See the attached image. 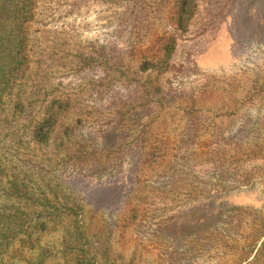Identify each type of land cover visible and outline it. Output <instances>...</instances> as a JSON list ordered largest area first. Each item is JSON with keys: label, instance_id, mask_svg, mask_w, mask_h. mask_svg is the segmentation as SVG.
Wrapping results in <instances>:
<instances>
[{"label": "rangeland", "instance_id": "obj_1", "mask_svg": "<svg viewBox=\"0 0 264 264\" xmlns=\"http://www.w3.org/2000/svg\"><path fill=\"white\" fill-rule=\"evenodd\" d=\"M143 1L151 8L138 16L151 29L137 41L130 20L138 0H0V203L12 228L3 264L73 263L52 222L56 196L81 205L94 227L92 256L107 249L93 256L103 264H235L239 257H217L218 243L264 230V94L256 90L264 88V0H197L182 28L190 38L175 43L167 64L141 53L154 54L174 12L165 6L176 0ZM114 62L117 79L129 67L124 75H149L157 93L167 82L176 97L167 106L199 101L195 152L184 154L198 157L182 179L141 175L114 153L145 138L116 101L126 92L105 77ZM188 110L159 111L152 127L180 144L192 129ZM104 134L111 150L72 156L82 142L99 149ZM236 142L243 152L232 151Z\"/></svg>", "mask_w": 264, "mask_h": 264}, {"label": "trees", "instance_id": "obj_2", "mask_svg": "<svg viewBox=\"0 0 264 264\" xmlns=\"http://www.w3.org/2000/svg\"><path fill=\"white\" fill-rule=\"evenodd\" d=\"M139 3H135L133 7H136V19H132L131 26L135 29L134 37L137 41L141 40L138 36L142 38V32H144L145 28L151 29L150 27V19L148 16H138V13L146 12V9H150L151 7L147 4L146 1L138 0ZM143 1V2H141ZM227 2L230 0H226ZM157 6H162L160 2H154ZM197 0H176V3L173 5L165 6L167 10L174 11L171 14V17L166 20L165 25L162 28V33L160 36L155 37L154 45L156 50H154V54L150 51L146 53L142 52L141 60L144 62L158 61L164 62L168 60V54L171 50L174 49V45L177 41H182L190 38L188 31H183L182 28L188 24H190L189 20L186 17V13L192 8H197ZM148 7V8H147ZM216 7V6H215ZM165 9V10H166ZM201 14H198V19H201ZM153 19V18H152ZM159 19L152 21L159 22ZM196 35H200L197 33ZM163 52V55L161 54ZM148 54V55H146ZM17 58V57H16ZM18 60V59H17ZM167 64V63H165ZM152 66H156L155 64ZM170 70H175L176 65L168 64L166 65ZM19 64H16V67L13 70V73H17L19 71ZM117 65L116 62L112 63L105 73L106 78H114L116 81L120 83L119 88L123 89L126 92L125 99L122 100V97H117L116 101L118 104H121L123 108H126V114L129 117L133 118V121L130 123L131 129L136 131L138 136L145 137L141 141H138L134 145H127L124 147L115 148V152H121V154L125 157H128L132 162L134 161V171L141 172V175H146L149 173L150 176L157 179H166L168 181L167 184L171 183L174 179H182L183 174L191 173V165L189 166V160L192 161L193 157H198L196 153L191 154V157H184L185 153H192L195 151H188L191 146V142L196 140L199 136V131L194 132L193 128L196 126V121L199 118L196 110L199 107V101H192L190 98L183 99L180 101L181 108H178L174 105L167 106L165 102H173L174 95H168L170 90L166 88L167 82L162 83V91L157 93L155 82L150 80L149 75L142 78H129L128 75H124L125 73L130 72L127 69L121 70L120 77L117 79L116 75L119 74V71L116 70ZM132 76H135L136 73H131ZM123 78L122 80L120 78ZM256 89V88H254ZM258 93L264 94V88L261 86H257ZM193 110L189 112L191 114V119L188 121L191 122L190 128L191 131L185 132V136L183 135L181 138L178 137L176 141H179L180 144L171 143L165 129L160 126L152 127V125L156 122V119L159 117V111L168 112L169 110L182 111V113H186L187 110ZM189 111V110H188ZM158 113V117L154 114ZM168 115V114H167ZM225 116H230V114H226ZM126 127V126H124ZM129 127H126L127 130ZM154 129H157L153 132ZM184 129L181 131L183 132ZM72 135L76 136L72 131L70 132ZM58 134V131H57ZM109 134L101 135L99 138L100 148L96 149L94 147L92 141L90 140L89 146H85L84 142L73 148L72 156L75 158L83 157L84 159H96L97 153L100 155L102 152H106L111 150L113 147L110 145V141L112 140ZM71 141L69 137H67L66 142ZM146 142V144H145ZM233 152L239 151L243 152V149L240 150L242 144L234 143ZM84 145V146H82ZM120 146V145H119ZM114 151V150H112ZM170 187V186H169ZM158 188V187H156ZM164 187L162 190H165ZM105 191V190H104ZM3 197V195H0ZM56 204L53 207L54 210L51 213L54 216L53 223L56 226V229L62 232V243H67V250H69V256L74 260L72 264H103L100 261H96L94 255L101 254L102 256L107 249L104 251L95 253L92 256L93 250L91 248L92 235L90 234V230L94 229V227H88L84 223L83 211L81 205L77 202H71L70 205L68 202L62 201L61 197H55ZM2 201V200H1ZM44 214V213H43ZM10 214L1 206L0 203V264H3V258L7 251V246L9 245V230L12 228H8V220ZM45 218V215L43 216ZM60 227V229H59ZM203 227V226H202ZM190 228L183 229L184 234H187ZM96 231V230H95ZM98 232V231H97ZM232 244L227 241L219 242V247L217 249V257L225 258L227 256H236L239 257L235 264H264V230L252 231V234L249 236L247 241ZM204 239V238H202ZM204 240L198 241V243L203 242ZM231 244V245H230ZM201 246H204L201 243ZM82 248V250H80ZM92 252V253H91ZM85 254L81 256L80 254ZM88 254H91V257L86 259L85 256L88 257ZM81 258V259H80ZM87 260L86 263L84 261Z\"/></svg>", "mask_w": 264, "mask_h": 264}]
</instances>
